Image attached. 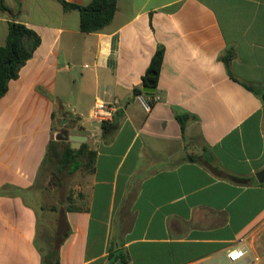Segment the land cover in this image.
I'll return each instance as SVG.
<instances>
[{"label":"crops","instance_id":"1","mask_svg":"<svg viewBox=\"0 0 264 264\" xmlns=\"http://www.w3.org/2000/svg\"><path fill=\"white\" fill-rule=\"evenodd\" d=\"M19 4L40 44L0 98V264H42L66 232L60 215L51 234L40 225L37 186L62 120L89 124L94 155L61 211L59 264H223L241 246L236 264H264V0H117L92 33L57 0ZM9 22L0 12V45ZM158 46L146 112L134 89ZM114 100L104 138L89 112Z\"/></svg>","mask_w":264,"mask_h":264},{"label":"trees","instance_id":"2","mask_svg":"<svg viewBox=\"0 0 264 264\" xmlns=\"http://www.w3.org/2000/svg\"><path fill=\"white\" fill-rule=\"evenodd\" d=\"M13 1L15 7L14 9H11L4 4L3 0H0V12L7 14L10 17L5 44L0 45V98L7 91L8 83L18 77L20 69L26 63V61L31 58L33 52L40 44V37L38 34L31 28L17 21V17L20 14V4L19 0ZM57 1L60 3L64 11L76 10L79 13V28L82 33L97 32L108 25L114 16L117 2V0H92L87 5H77L66 2L65 0ZM163 56L164 48L162 46H158L149 62L146 73L142 77V86H146L150 81H152L153 86L156 84V80L161 69ZM223 60L225 63H227L228 57L224 56ZM149 73H154V76L150 77ZM246 88L256 92L253 87L247 86ZM134 94H142L140 88H135ZM187 117L188 116L186 115L179 117L182 129L184 128ZM110 123L101 124L102 136L104 138L107 137L109 130L107 127L110 126ZM56 146L57 143L55 142H51L50 145H48V151L50 152V157L52 158H56ZM85 149V144H82V146L77 150H73L69 146H66L60 158H58L56 161V170L60 172L65 166L68 165V173L72 174L81 168L82 163L80 156L85 154ZM87 154L89 157L88 165L89 168H91L93 165L94 154L92 152H87ZM234 180L241 184H245L246 182L245 179L234 178ZM59 215L60 217L56 227V235L58 236V231H62L65 228L66 232L61 237L59 242L57 241L54 246L51 245L46 248L45 253L42 255V264H59L58 247L68 234L64 214L60 211Z\"/></svg>","mask_w":264,"mask_h":264},{"label":"rangeland","instance_id":"3","mask_svg":"<svg viewBox=\"0 0 264 264\" xmlns=\"http://www.w3.org/2000/svg\"><path fill=\"white\" fill-rule=\"evenodd\" d=\"M66 144V142H62L55 147L56 158H52V162L46 164L37 185L44 189L43 210L39 216V223L48 235L55 230L60 211L67 208L68 204H71L70 198L77 194L76 186L80 183V179L83 180L90 170L87 149H85V154L80 156L82 163L80 169L72 174L68 173V165L60 172L56 170V161L63 153ZM217 264H222V261ZM223 264L228 263L224 262Z\"/></svg>","mask_w":264,"mask_h":264},{"label":"built area","instance_id":"4","mask_svg":"<svg viewBox=\"0 0 264 264\" xmlns=\"http://www.w3.org/2000/svg\"><path fill=\"white\" fill-rule=\"evenodd\" d=\"M137 100L146 112H149L152 105L158 101V97H153L148 99L144 96V93L136 96ZM120 109L117 100L111 102L97 101L92 106L89 112V120L101 126L103 123H110L113 121L114 116ZM242 242V240H240ZM246 258V252L243 246L236 247L230 251L225 256V260L228 264H236L240 260Z\"/></svg>","mask_w":264,"mask_h":264},{"label":"water","instance_id":"5","mask_svg":"<svg viewBox=\"0 0 264 264\" xmlns=\"http://www.w3.org/2000/svg\"><path fill=\"white\" fill-rule=\"evenodd\" d=\"M149 76H154V73H149ZM142 92L149 96L154 92V87L152 81H150L146 86L142 88ZM263 103H264V93L262 95ZM66 125V120H62L59 125L58 131L54 136L55 141H64L68 142L69 146L73 150H77L80 148L81 144L87 141V138L90 136V126L89 124H85L82 128L75 127L73 124L70 128L64 127ZM257 180L262 182L264 180V171H262L258 176Z\"/></svg>","mask_w":264,"mask_h":264}]
</instances>
